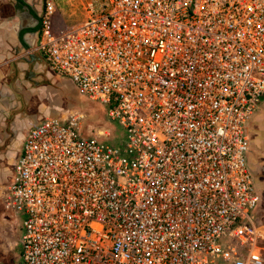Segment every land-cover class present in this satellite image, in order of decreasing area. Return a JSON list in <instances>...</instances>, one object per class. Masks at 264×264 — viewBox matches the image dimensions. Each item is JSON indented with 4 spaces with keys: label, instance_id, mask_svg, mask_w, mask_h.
Listing matches in <instances>:
<instances>
[{
    "label": "built area",
    "instance_id": "built-area-1",
    "mask_svg": "<svg viewBox=\"0 0 264 264\" xmlns=\"http://www.w3.org/2000/svg\"><path fill=\"white\" fill-rule=\"evenodd\" d=\"M36 51L122 131L85 116L25 135L2 204L20 264H264L246 125L264 100V0H102Z\"/></svg>",
    "mask_w": 264,
    "mask_h": 264
},
{
    "label": "crops",
    "instance_id": "crops-1",
    "mask_svg": "<svg viewBox=\"0 0 264 264\" xmlns=\"http://www.w3.org/2000/svg\"><path fill=\"white\" fill-rule=\"evenodd\" d=\"M43 7L44 0H0V82L7 75V71L12 69L10 72H13L12 82L14 85L13 88L9 89L5 86H0V119L7 115L10 109L12 110V108L17 106L18 97H21V94L23 93L21 90L22 86H20V80L25 78V76L28 77V79L25 78L26 81H22V83H25L26 86H28V93L33 97L36 105L33 109L34 113L31 114L30 117L26 119L20 118L18 122L13 124L14 130L16 131V135L20 142L18 150L21 148L26 133L31 128L40 124L44 119H57V115L61 112L64 114L65 110L70 105L68 99H71V97L76 96L77 94L79 95L74 85L73 86L77 93H73L72 95L69 92H65L60 86H55V83H58V79L65 77L56 75L48 67L42 56L36 51V46L39 40L40 17ZM58 13L59 10L57 9L54 22L56 27L61 28L65 25H62V22H59ZM28 57L31 58V64H20V60L23 58L27 59ZM41 87L51 88L52 91L58 92L59 97L65 100L64 103L61 105V100H59V103L55 102L54 104L55 100L50 98L49 93L47 97L48 99H44V97L36 95V92L41 91ZM80 102L81 104L83 103L82 101ZM11 104H15L14 107H12L13 105ZM258 106L256 108H258ZM254 113V116L246 125L247 133L251 131H261L262 129L264 113L260 110ZM13 119L8 123L9 125L13 123ZM22 122H27V125L24 128V134L19 133V129H22L23 126ZM86 126L88 125L85 124V127ZM11 130L10 127L7 126L6 133H9L8 131L11 132ZM90 133H86V135H89ZM257 133L258 135L260 134V132ZM263 153L257 152L260 157H262L261 155ZM17 156L19 155H15L13 159H9V162L3 163L0 169V179L6 182L4 186L5 188L11 182L13 166L18 158ZM247 159L248 166L251 171V155L249 150ZM257 161L258 167L264 166V159H257ZM251 174L253 175L252 171ZM256 185L258 186L257 181ZM1 231L4 232V234L13 232L17 235L18 233V242H16L15 245L18 247L20 246L22 237L21 221L19 217L13 213L5 211L0 198V232ZM3 249V244L0 241V251L2 252Z\"/></svg>",
    "mask_w": 264,
    "mask_h": 264
},
{
    "label": "rangeland",
    "instance_id": "rangeland-1",
    "mask_svg": "<svg viewBox=\"0 0 264 264\" xmlns=\"http://www.w3.org/2000/svg\"><path fill=\"white\" fill-rule=\"evenodd\" d=\"M102 0H53V3L56 6V9L59 10V22H62L64 27H70L72 25H77L82 23L86 18V11L88 4L91 5V11L96 10L99 3ZM12 69L7 71V75L4 79L0 82V86L6 88H12ZM22 81H26L25 78L20 80V86H22V94L21 97H18V103L15 108L10 109L9 113L5 115L2 119H0V169L5 162H9V159H12L13 154L12 152H16L19 149V138L16 135V131L14 130L13 124L18 122L19 119H26L34 113L35 108V101L33 97L28 93V86ZM57 84L55 86H60L65 92H69L71 95L73 93H77L76 89L74 88L73 84L67 78H60L57 80ZM25 85V86H24ZM13 91V90H12ZM14 92V91H13ZM50 94V98L56 103H59L61 100V105L64 103V99L59 97V93L52 91L51 88H43L41 87V91L36 92V95L44 97V99H48V95ZM75 97V98H74ZM82 101L83 105L81 104ZM70 105L65 110V113L62 112L57 115L58 119L65 118L68 116L70 112H80L85 116V124L88 126L84 127L82 131V135L86 136V133H90L95 129H98L103 126H109L108 128L111 129V137L110 142L113 145H118L120 143L119 138H123L122 131L120 128L113 122H107V106L100 105L98 103L86 101L84 98L80 97L78 94L76 96L71 97L68 99ZM14 107L15 104H11ZM263 111L264 113V101L260 103L256 111ZM12 111V112H11ZM63 114V116H62ZM255 114V113H254ZM252 115V117L254 116ZM251 117V118H252ZM14 118V119H13ZM13 119V123L9 125L8 123L11 122ZM98 121V122H97ZM263 125L260 134L258 135L257 132L251 131L248 132L250 138V146L249 151L251 155V171L253 173L254 178L258 182L257 191L260 195V203L257 208L251 212V218L256 224V226L260 227L264 230V166L258 167L257 159H264V118H263ZM22 129H19V133L24 134V128L27 125V122L23 123ZM10 127L9 133H6V128ZM90 127V128H89ZM10 139L9 143L7 140ZM257 152L263 153L260 157ZM256 155V156H255ZM253 158V159H252ZM256 158V159H255ZM1 178V177H0ZM6 182L0 179V198L3 199L6 188L4 187ZM259 187V188H258ZM0 241L3 244L4 249L2 252L0 251V264H20V246H16V242H18V233L17 235L13 232L4 234V232H0Z\"/></svg>",
    "mask_w": 264,
    "mask_h": 264
},
{
    "label": "water",
    "instance_id": "water-1",
    "mask_svg": "<svg viewBox=\"0 0 264 264\" xmlns=\"http://www.w3.org/2000/svg\"><path fill=\"white\" fill-rule=\"evenodd\" d=\"M20 64H23V65L31 64V58L30 57H28L27 59L23 58L22 60H20ZM25 78L28 79V77H26V76H25ZM12 88H13V86H12ZM253 179H255L254 176H253ZM254 184H255V180H254Z\"/></svg>",
    "mask_w": 264,
    "mask_h": 264
},
{
    "label": "flooded vegetation",
    "instance_id": "flooded-vegetation-1",
    "mask_svg": "<svg viewBox=\"0 0 264 264\" xmlns=\"http://www.w3.org/2000/svg\"><path fill=\"white\" fill-rule=\"evenodd\" d=\"M9 141H10V139H8L7 140V142L9 143ZM20 150H21V148H20ZM20 150H18V151H14V152H12V154H13V157H15V155H19L20 154ZM13 157H12V159H13ZM18 157V156H17Z\"/></svg>",
    "mask_w": 264,
    "mask_h": 264
},
{
    "label": "bare ground",
    "instance_id": "bare-ground-1",
    "mask_svg": "<svg viewBox=\"0 0 264 264\" xmlns=\"http://www.w3.org/2000/svg\"><path fill=\"white\" fill-rule=\"evenodd\" d=\"M85 99V98H84ZM86 100V99H85ZM87 101V100H86ZM51 119H55V118H51ZM86 123V122H85ZM247 163H248V159H247ZM249 167V166H248ZM255 180V179H254ZM255 187L257 189V185H256V181H255Z\"/></svg>",
    "mask_w": 264,
    "mask_h": 264
}]
</instances>
